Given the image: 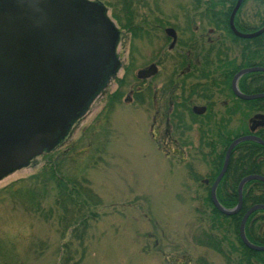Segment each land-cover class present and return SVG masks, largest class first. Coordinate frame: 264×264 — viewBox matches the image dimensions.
<instances>
[{
    "label": "rangeland",
    "instance_id": "obj_1",
    "mask_svg": "<svg viewBox=\"0 0 264 264\" xmlns=\"http://www.w3.org/2000/svg\"><path fill=\"white\" fill-rule=\"evenodd\" d=\"M100 1L109 7L111 16L131 21L137 31L138 38H131L130 31L120 27L123 35L118 54L125 68L130 65L125 79V70L118 74L125 83L122 93L110 98L120 85L116 79L107 85V80L59 144L0 180V264H198L200 260L225 264L207 246L194 241L200 229L209 230L213 223L211 209L204 203L210 165L203 156L212 160L220 154L227 138L232 140L244 125L248 127L249 117L238 110L233 123H217L216 118L215 123L205 118L194 122L179 108L170 115L173 138L161 144V138L151 136L150 93L141 104L129 93L140 85L136 78L139 69L163 45L159 25L170 23L176 29L181 48V42L191 41L195 33L209 35V28L216 30L215 37L221 35L229 41L225 25L211 22L223 10L222 0H129L133 5L128 15L120 5L122 0ZM209 4L220 10L212 18L204 16ZM232 47L229 50L238 53L237 46ZM172 56L176 53L162 58L169 76H162L159 82L166 86L170 79L175 80L174 86L179 87L174 104H178L183 102L184 76L176 66L179 60L174 59L173 65ZM129 96L132 102L127 101ZM224 101L228 100L223 97ZM222 105L216 104L214 113L225 110ZM219 124L229 136L222 144ZM197 131L200 140L195 139ZM211 139L217 142L215 153L209 146ZM174 140L177 144L172 145ZM174 150L177 155L171 154ZM56 151L73 152L81 166L78 170L91 189L89 226L63 228L56 212L48 216L33 213L28 201L17 194L30 187V178L49 161L46 155ZM189 165L201 178L191 176ZM51 203L44 205L48 209ZM75 230L82 233V240L76 238Z\"/></svg>",
    "mask_w": 264,
    "mask_h": 264
},
{
    "label": "flooded vegetation",
    "instance_id": "obj_2",
    "mask_svg": "<svg viewBox=\"0 0 264 264\" xmlns=\"http://www.w3.org/2000/svg\"><path fill=\"white\" fill-rule=\"evenodd\" d=\"M120 5L124 8L125 15L130 14L132 1L122 0ZM234 8L235 6L229 14V28ZM228 10V5H224L223 10L220 11L213 4H209L204 11V16L212 18L214 12L220 11V14L216 15V19L212 18L211 22L214 26H222L225 23L224 17ZM54 12L60 13V17H67L68 21L65 25L58 24L61 30L54 36L53 42H50L48 46H43L41 52L36 53L35 56L30 52L27 53L36 43V41L33 42L32 35L34 33L36 35L38 32L44 34L48 28L47 24H43L45 21L42 18ZM109 13V7L100 0H0V69L9 71L7 75L14 77L17 73L11 67L21 58L24 65L21 74L25 80L20 89L26 96H30L33 92L39 96H45L43 101L37 100V105L33 106L39 107L38 109L41 111L23 117L24 119L36 118L43 123V127L38 126L35 129L33 136L37 138L52 137L51 140L59 139L58 143L62 141L69 129L85 115L90 107L89 101L85 110L80 109L76 114H72L74 111L73 101L77 93L75 86L81 76L91 74L99 67L103 69L104 79L99 91L107 83V80L109 81L107 85L118 80L120 88L111 94L110 98L114 99L117 94L122 93L121 87L125 83L123 78L118 79V74L125 70V79L130 65L125 68L118 54L123 35L120 27L129 30L131 38H138V36L135 35L137 31L131 21H121L120 18L115 15L113 17ZM4 16L8 17L9 21H5ZM126 18L130 20L132 16H126ZM198 29L199 26L195 31L198 32ZM159 30L163 34V45L161 49L153 52L151 62L139 69L136 78L140 81V85L132 88L129 92L130 96L135 95L138 104L143 103L146 95L150 93L153 112L152 138L154 140L161 138V144L164 143L163 141L173 138L174 126L171 125L170 115L171 117L175 115L174 112L176 113V109L179 108L184 109L185 116L195 119L194 122H197L199 118L208 119L211 123H215L216 118L218 119L217 123L225 124L237 120L239 98L233 91V79L236 75L229 78L230 68L226 67L229 62L232 64L235 59V51L229 50V48L233 49L232 38L228 36V41L221 35L215 37L216 30L209 28V35L203 33L199 36L195 33V36L190 39L191 41H186L183 44L181 42V48L178 32L170 23L159 25ZM230 31L232 32L231 28ZM178 46L179 49H176ZM185 48L188 49L185 51ZM175 53L178 58L172 56V63L174 65V59L179 60L176 66L181 68V75L184 76L183 102L178 104H174V97L178 92L177 87H179V85L174 86L175 80L170 79L166 86H160L159 82L162 76L164 78L169 76L168 66H165L162 58L171 56V54L175 55ZM150 67H154L153 74L145 77L139 76L140 71ZM43 76L48 78L49 84L43 80ZM208 81L209 85H207ZM43 84L49 85V87ZM130 96L127 97V101L132 102ZM223 97L228 101L222 103ZM216 104H225L222 105L225 110H217V113H214ZM258 115L264 116V113ZM258 115H253L249 119V130L251 122ZM17 116L19 115H16L13 110L6 111L3 119L9 124V118L16 119ZM194 122L192 126L196 125ZM67 124L69 126L65 130ZM192 126L189 129H192ZM199 129L198 126L197 130L199 131ZM203 129H205L204 126ZM218 130V138L222 144V141L229 136L224 132L222 124H219ZM198 131L195 139L200 140L201 135ZM229 140L230 138H227L226 142ZM213 141L210 140L209 146L213 148L214 152L217 142ZM174 144H177L176 140L172 142V145ZM20 152L23 153L22 150ZM44 152L46 151L43 150L42 154ZM174 153L175 150L171 152L172 155L178 154ZM206 183L209 185V182Z\"/></svg>",
    "mask_w": 264,
    "mask_h": 264
},
{
    "label": "trees",
    "instance_id": "obj_3",
    "mask_svg": "<svg viewBox=\"0 0 264 264\" xmlns=\"http://www.w3.org/2000/svg\"><path fill=\"white\" fill-rule=\"evenodd\" d=\"M236 1H219L220 4L229 6L224 17V25L232 38L233 45L239 49L238 53L235 52L233 63L229 62L226 65L230 68L229 78L234 77L242 69L264 67V0H245L235 19L236 28L242 33L262 32L259 37L252 40L237 38L230 31L229 14ZM238 86L246 95L264 93V73L247 74L239 80ZM238 110L240 115H246L251 119L253 115L264 113V99L255 101L238 99ZM242 129L236 137L224 143L223 151L212 156V160L207 159L208 156H203V160L210 165V173L204 182L207 192L204 203L211 209L213 223L209 230L200 229L194 241L197 245L207 246L225 264H264V252L250 250L242 242L239 234L242 219L247 211L256 205H264V183L251 181L245 185L242 210L231 217L221 214L213 205L210 196L211 186L222 169L228 145L234 139L250 134L249 125L248 127L247 124L244 125ZM255 135L264 140V127L259 128ZM46 156L49 161L42 171L30 178V187L27 186L24 191L19 189L20 192L17 193L19 198L28 201L33 213L48 216L49 212H56L57 220L63 228L79 229L89 226L91 189L78 170L81 166L76 161L74 153L56 151ZM188 168L191 176L195 179L201 178L195 175L191 165ZM250 175L264 177V146L247 141L234 149L226 175L217 188V198L224 208L233 209L237 206L239 184ZM206 182H209V185ZM7 192L9 193L10 189ZM47 201L52 202L48 209L44 205ZM77 230H75L76 234ZM81 234L76 235L78 240H82ZM245 234L250 243L264 246V210L256 211L250 216L246 223ZM231 237L235 240L233 241ZM197 263L207 264L203 260Z\"/></svg>",
    "mask_w": 264,
    "mask_h": 264
},
{
    "label": "water",
    "instance_id": "obj_4",
    "mask_svg": "<svg viewBox=\"0 0 264 264\" xmlns=\"http://www.w3.org/2000/svg\"><path fill=\"white\" fill-rule=\"evenodd\" d=\"M244 1L245 0L237 1L235 8L230 17V28L233 34L240 39H253L260 36L262 32H256L253 34H244L237 30L234 23L237 12L239 11ZM59 15L60 13L54 12L47 14L42 18V20L45 21L43 24H47L48 28L44 34L38 32L36 35L35 33L32 35L34 39L33 42L36 41V43L33 45L32 48H30L29 51H27V53L30 52L32 53V55L35 56L37 55L36 53L42 51L44 45L48 46L50 42L54 41V36L58 33L59 30H61V28L58 27V24L62 23V25H65L66 21H68L67 17L63 18L60 17ZM3 19H6L5 21H9L8 17L6 16H4ZM61 19L62 21H60ZM23 66L24 65L21 58H19V61L16 62L15 65H12L11 69L15 70L17 73L14 75V77L7 75L9 74V71L0 69V180L3 179V177H5L6 175H8L10 172L26 167L32 159L42 154L43 150L49 151L53 149V147L56 146L59 140V139L51 140L52 137L37 138L33 136V132L35 131V129L38 126L43 127V123L39 122L36 118H30V119L23 118L35 112L41 111V109H38L39 107L37 108L33 106L37 105L36 102L37 100L43 101L45 97V96H39V94L34 92L30 96H26L24 91L20 89L25 80L23 79V76L21 74L23 72ZM153 71H154V67H150L146 70L140 71L138 74L140 77L141 76L145 77L153 74ZM257 72L264 73V67L247 68L239 71L236 74V76L233 79V91L239 99L243 101H255V100L264 99V93L246 95L243 94L238 87L239 80L243 76ZM42 78L43 80H46L47 84H49L48 78H46L45 76H43ZM103 81H104L103 69H101L100 67L99 69L93 71L91 74L83 75L80 77V79L78 80L75 86V90H77V93L75 96L76 98L73 101L74 111L72 114H76L80 109L81 110L86 109L89 101L91 103L93 96L99 91V88L103 85ZM43 85L49 87V85L46 84ZM41 88L46 89L45 87H41ZM12 110L16 115L19 116H17L16 119L13 118L12 120L11 118H9L10 122L9 124H7L3 119L4 115L6 114V111H12ZM38 116L40 115L38 114ZM68 126L69 124L66 125L65 130H67L66 128ZM262 126H264V116L258 115L256 119H254L251 122V126H250L251 134L239 137L231 143V145L227 150L222 170L219 173L214 184L212 185L211 188L212 203L215 206V208L225 216H229V217L235 216L242 210L243 190L247 183L251 181H260L264 183L263 176L250 175L245 177L239 184L238 204L233 209L224 208L220 204L217 198V194H216L217 188L228 170L234 149L239 144L247 141L256 142L264 146V140L254 135L257 129ZM21 150L23 151L22 154L20 152ZM259 210H264V205H256L247 211V213L242 219L239 234L242 242L250 250L256 252H264V246H256L250 243L245 234V227L248 219L254 212Z\"/></svg>",
    "mask_w": 264,
    "mask_h": 264
}]
</instances>
